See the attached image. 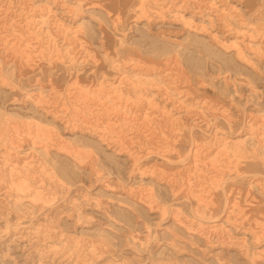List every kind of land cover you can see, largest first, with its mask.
Returning <instances> with one entry per match:
<instances>
[{
  "label": "rangeland",
  "instance_id": "1",
  "mask_svg": "<svg viewBox=\"0 0 264 264\" xmlns=\"http://www.w3.org/2000/svg\"><path fill=\"white\" fill-rule=\"evenodd\" d=\"M242 32L264 54V0H0V264H264V57H236ZM13 166L38 181L17 204Z\"/></svg>",
  "mask_w": 264,
  "mask_h": 264
},
{
  "label": "bare ground",
  "instance_id": "2",
  "mask_svg": "<svg viewBox=\"0 0 264 264\" xmlns=\"http://www.w3.org/2000/svg\"><path fill=\"white\" fill-rule=\"evenodd\" d=\"M185 1V0H184ZM220 2V1H219ZM55 3V4H54ZM52 2V7L48 8V12L46 13V15H49V17H53L55 15H58V16H61L62 17H68L69 15L71 14H74V13H70L69 12H63L64 10V6H61L60 4L58 5L57 4V1L55 2ZM186 3V2H185ZM126 4V3H125ZM184 7V6H183ZM52 9H55L56 11H52ZM79 9V8H78ZM59 11V12H58ZM52 14V15H51ZM194 14V12H193ZM76 15V14H75ZM45 16V15H44ZM47 17V18H49ZM225 17V16H223ZM228 17V16H227ZM227 17L224 18V22L222 23V26L220 25L221 27V30L224 32V33H227L228 35L231 34L233 31V29L231 28V24L228 22L227 20ZM176 19L180 20V16H177ZM80 27H83L82 24H79L78 25V29L76 30V32H79L80 34H84L82 29L83 28H80ZM67 31V30H66ZM69 31V30H68ZM240 31V30H239ZM215 35H213L214 37ZM215 39V37H214ZM237 39L239 40L238 41V44L240 45L237 50H236V57L241 60H244L246 61L247 63H249L250 61L249 60H245V56H244V53H243V50L247 51H253V53H255L257 55V58L261 59L264 57V54L263 52L261 51V49L257 48V43L258 41L256 40L255 36L254 35H249L248 32H242L240 34V36L237 37ZM75 46L77 44H74ZM81 48H82V45H79ZM231 47H234L231 46ZM243 48V49H242ZM114 54V53H113ZM115 55V54H114ZM120 70V69H119ZM117 72V71H116ZM159 85V84H158ZM125 91V90H124ZM150 93V92H149ZM164 94V93H162ZM165 95V94H164ZM178 99V98H177ZM159 101V100H158ZM173 105V104H172ZM195 111V110H194ZM196 114V113H195ZM122 116V115H121ZM226 119V118H225ZM189 121V120H188ZM226 121V120H225ZM106 123V122H105ZM187 125V124H186ZM190 128V127H189ZM244 129V128H243ZM190 135H192V130H190ZM196 131V130H195ZM251 136L249 138H246V140H248V143H251L252 142V146L251 148H249L251 151H252V154H253V162L251 163V167L253 168H260V165H259V160H258V149H261L264 151V148L261 146L262 144H264V133H256L255 131L251 130ZM105 137L102 136V139L103 141H106L107 139H104ZM234 138V137H233ZM43 140H46V137H43ZM171 142H175L177 143L175 137H172V140H168V139H165V144H167L166 146L169 147L170 146V143ZM181 140L178 142L180 143ZM36 143V142H35ZM35 143L33 144V147H35ZM48 145L49 144H46L45 147H46V151L45 152H48ZM54 145V144H53ZM237 147L238 149V152H240L241 150L246 152L248 151V149L245 147L244 145V140H240L239 141H231V142H227L225 144H223V151H222V154L223 153H226L228 154V150L231 148V147ZM193 147V146H192ZM193 150V149H192ZM69 154H72L69 152ZM151 155V154H150ZM192 155V154H191ZM196 155V154H195ZM155 156V155H154ZM158 156V155H157ZM156 156V157H157ZM159 157V156H158ZM196 157V156H195ZM237 156L236 155H230L228 156V159L229 161L232 159V162H230L229 164L230 165H233L234 164V160ZM30 159V161L26 164L24 167L26 168H32L34 171L35 170H38L39 168V165H35L33 160L36 158V156H31V157H28ZM165 161H169V162H173L172 160L169 159V152L166 151L165 152ZM192 159V158H191ZM179 162V161H177ZM261 162L264 164V158L261 159ZM180 163V162H179ZM250 164V163H249ZM240 166V161L237 160L235 165H234V168H239ZM241 168V167H240ZM25 169V168H24ZM17 171V168L15 166L12 167L11 169V172H12V177H17L16 178V182L15 183H11V186L9 187V190L7 191V194L12 195L14 194V197H15V202L16 204L19 203V202H22L24 200H27L29 198H33L32 197V194L35 192L34 191V187L38 184V181L37 179L35 178H31L30 177V170H27V173L24 174L25 172L20 170V172H16ZM223 171V170H222ZM216 174L218 173L217 170L215 169L214 171ZM239 175V172L236 173V177L234 179H239L238 176ZM252 177V176H251ZM256 178V177H255ZM263 179V178H262ZM261 179V180H262ZM13 182V180H12ZM17 183V184H16ZM36 193V192H35ZM227 201H230L229 198L226 199V204ZM43 204V203H42Z\"/></svg>",
  "mask_w": 264,
  "mask_h": 264
}]
</instances>
